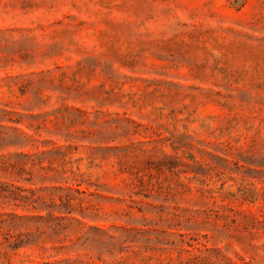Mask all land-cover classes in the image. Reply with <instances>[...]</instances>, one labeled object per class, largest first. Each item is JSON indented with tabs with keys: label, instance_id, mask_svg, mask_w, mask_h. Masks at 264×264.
I'll list each match as a JSON object with an SVG mask.
<instances>
[{
	"label": "rangeland",
	"instance_id": "1",
	"mask_svg": "<svg viewBox=\"0 0 264 264\" xmlns=\"http://www.w3.org/2000/svg\"><path fill=\"white\" fill-rule=\"evenodd\" d=\"M0 264H264V0H0Z\"/></svg>",
	"mask_w": 264,
	"mask_h": 264
}]
</instances>
